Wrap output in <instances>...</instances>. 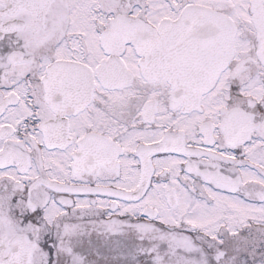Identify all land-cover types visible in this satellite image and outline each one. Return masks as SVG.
<instances>
[{"label": "snow or ice", "instance_id": "1", "mask_svg": "<svg viewBox=\"0 0 264 264\" xmlns=\"http://www.w3.org/2000/svg\"><path fill=\"white\" fill-rule=\"evenodd\" d=\"M0 264H264V0H0Z\"/></svg>", "mask_w": 264, "mask_h": 264}]
</instances>
